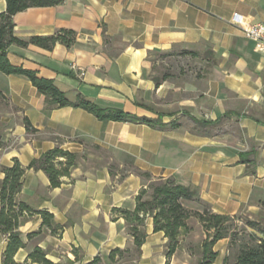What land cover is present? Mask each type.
Segmentation results:
<instances>
[{
    "label": "crops",
    "instance_id": "0c3cea01",
    "mask_svg": "<svg viewBox=\"0 0 264 264\" xmlns=\"http://www.w3.org/2000/svg\"><path fill=\"white\" fill-rule=\"evenodd\" d=\"M5 10L0 0V13ZM235 14L245 24H264V0H62L13 16L18 39L71 30L75 43H57L50 51L11 46L12 65L53 80L69 100L82 95L101 108L160 115L164 124H103L73 107L46 116L43 96L27 79L0 73V100L7 106L0 109V182L1 168L15 160L26 168L57 145L79 156L59 188H51L42 171H25L17 199L50 213L62 230L53 234L41 229L39 215L24 216L18 227L24 246L14 264H35L27 259L35 248L53 264H165L167 239L153 232L152 219L145 220L146 239L137 254L125 221L113 212L134 209L136 195L149 184L137 172L197 189L216 214L264 225V55L233 24ZM155 52L200 53L212 66L207 72L195 68L188 78L180 69L177 83L164 79L157 85L147 66ZM188 224L192 231L181 237L169 264L201 259L204 233L197 220ZM7 243L0 231V264ZM114 250L123 253L110 260ZM213 250L218 256L212 264H224L228 239Z\"/></svg>",
    "mask_w": 264,
    "mask_h": 264
},
{
    "label": "trees",
    "instance_id": "16d2710c",
    "mask_svg": "<svg viewBox=\"0 0 264 264\" xmlns=\"http://www.w3.org/2000/svg\"><path fill=\"white\" fill-rule=\"evenodd\" d=\"M5 2L6 10L0 13V73L27 79L43 96L45 102L43 112L46 116L54 109L73 107L83 109L103 124L125 122L145 124L153 129L163 128L164 124L161 122L160 115L150 119L138 117L121 109L101 108L82 95H76L74 100H69L57 88L53 80L39 77L35 70L12 65L8 58V49L11 46L26 48L32 45L50 51L55 44L59 43L70 48L75 43V33L71 30H61L48 37L18 39L13 34L14 15L30 8L54 7L61 4L62 0H5ZM187 53L193 55L191 52ZM206 58L211 61L210 57ZM154 81L158 85L161 80L155 78ZM23 123L29 134L36 133L27 118H24ZM240 157L244 162L242 159L247 157V154L242 153ZM78 158L77 154L62 150L57 145L31 160L26 168L17 160L11 167L1 168L4 177L0 182V231L8 237L4 264H14L13 256L24 246L18 232L24 216L39 215L42 221L41 229H49L53 234L62 230V227L54 224L50 213L34 211L17 199L25 171H42L47 176L50 187L59 188L62 183L61 178L70 176ZM137 173L144 180L149 181V184L136 195L134 209L113 210L125 221L127 233L133 240L137 254L140 253V248L146 239L144 226L148 217L152 219L153 232H162L167 239L165 264H169L170 258L179 247L181 237L192 231V227L188 224L189 220L195 219L204 233V239L200 244L201 259L198 264H212L215 261L218 253L213 250V247L222 239H228L229 250V256L224 258V264H264V225L261 219L250 220L241 216L216 214L207 203L200 199L197 189L177 184L172 178L151 181L149 174ZM186 203H194L199 209H188L185 206ZM122 253L120 250H114L109 254V259L112 260ZM27 259L35 264H53L45 258V252L39 248L29 253Z\"/></svg>",
    "mask_w": 264,
    "mask_h": 264
},
{
    "label": "rangeland",
    "instance_id": "374dc122",
    "mask_svg": "<svg viewBox=\"0 0 264 264\" xmlns=\"http://www.w3.org/2000/svg\"><path fill=\"white\" fill-rule=\"evenodd\" d=\"M148 61L149 76L158 78L161 81L167 79L168 81H175L176 83L179 77H181V70H186L185 75L188 78V76L195 74V68L207 72V69L212 66L211 61L201 56L200 53H198L197 57L188 54L176 56L155 52ZM175 78L177 80H174ZM0 109H7L5 102L2 100H0Z\"/></svg>",
    "mask_w": 264,
    "mask_h": 264
},
{
    "label": "built area",
    "instance_id": "2783aa9c",
    "mask_svg": "<svg viewBox=\"0 0 264 264\" xmlns=\"http://www.w3.org/2000/svg\"><path fill=\"white\" fill-rule=\"evenodd\" d=\"M232 22L241 28L244 38L252 42L254 51L264 55V24H245L237 14L233 16Z\"/></svg>",
    "mask_w": 264,
    "mask_h": 264
}]
</instances>
